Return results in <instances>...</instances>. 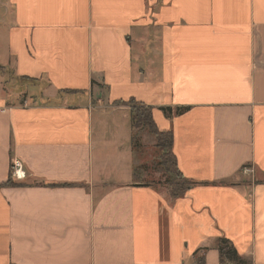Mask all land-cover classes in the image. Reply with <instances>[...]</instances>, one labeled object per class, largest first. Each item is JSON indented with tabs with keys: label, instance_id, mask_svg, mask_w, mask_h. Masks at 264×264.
<instances>
[{
	"label": "crops",
	"instance_id": "crops-1",
	"mask_svg": "<svg viewBox=\"0 0 264 264\" xmlns=\"http://www.w3.org/2000/svg\"><path fill=\"white\" fill-rule=\"evenodd\" d=\"M0 264H264V0H0Z\"/></svg>",
	"mask_w": 264,
	"mask_h": 264
},
{
	"label": "trees",
	"instance_id": "trees-1",
	"mask_svg": "<svg viewBox=\"0 0 264 264\" xmlns=\"http://www.w3.org/2000/svg\"><path fill=\"white\" fill-rule=\"evenodd\" d=\"M123 102V101H122ZM121 103V101H118ZM125 104L129 105L130 126L134 129L149 131L154 139L155 145L159 149L158 160L159 165L163 168L167 175L165 185L171 194L184 191L189 182L179 172L176 164V159L171 151L172 134L168 131H159L152 117V107L137 103L134 99H129ZM166 115L171 113L170 107L160 108ZM185 107L175 108V113L182 112ZM132 144L135 146L137 141V133L131 135ZM6 184L13 185L12 181H7ZM217 248L222 262L238 263L241 261L230 241L224 238L218 239Z\"/></svg>",
	"mask_w": 264,
	"mask_h": 264
},
{
	"label": "built area",
	"instance_id": "built-area-1",
	"mask_svg": "<svg viewBox=\"0 0 264 264\" xmlns=\"http://www.w3.org/2000/svg\"><path fill=\"white\" fill-rule=\"evenodd\" d=\"M10 178L15 181L24 179L25 173L20 161L16 158L11 159L10 162Z\"/></svg>",
	"mask_w": 264,
	"mask_h": 264
},
{
	"label": "rangeland",
	"instance_id": "rangeland-1",
	"mask_svg": "<svg viewBox=\"0 0 264 264\" xmlns=\"http://www.w3.org/2000/svg\"><path fill=\"white\" fill-rule=\"evenodd\" d=\"M9 78H12V77H11V74H10V73H7V79H9ZM142 141H145V144H147V146L150 147L151 143H150V141H148V138H142V139L140 138V141H139V139H138V142L136 141L137 143H139L137 148H139V149L141 148L140 143H141ZM154 143H155V139H154ZM154 143H153V144H154ZM154 149H156V151L158 150L157 148H153V147H152L150 150L153 151ZM136 152H137V154L139 155L140 152H139L138 150H136ZM158 153H159V152H158ZM151 155H152V154H151ZM152 157H154V155H152Z\"/></svg>",
	"mask_w": 264,
	"mask_h": 264
}]
</instances>
